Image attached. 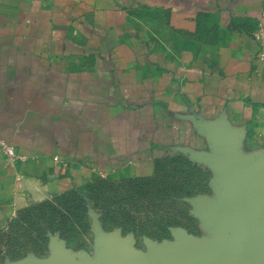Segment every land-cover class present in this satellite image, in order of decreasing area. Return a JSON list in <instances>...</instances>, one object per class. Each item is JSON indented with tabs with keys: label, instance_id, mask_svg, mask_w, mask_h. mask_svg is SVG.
Instances as JSON below:
<instances>
[{
	"label": "crops",
	"instance_id": "crops-1",
	"mask_svg": "<svg viewBox=\"0 0 264 264\" xmlns=\"http://www.w3.org/2000/svg\"><path fill=\"white\" fill-rule=\"evenodd\" d=\"M258 32L264 0H0V136L17 154L0 157V222L166 160L203 169L210 200L228 198L227 162L264 176Z\"/></svg>",
	"mask_w": 264,
	"mask_h": 264
},
{
	"label": "rangeland",
	"instance_id": "rangeland-1",
	"mask_svg": "<svg viewBox=\"0 0 264 264\" xmlns=\"http://www.w3.org/2000/svg\"><path fill=\"white\" fill-rule=\"evenodd\" d=\"M203 172L166 160L147 177L95 178L19 208L0 222V263L115 264L116 247L125 245L141 264L184 240L199 248L235 247L249 259L253 247L264 246V232L239 216L247 203L235 187H214L227 190L226 199L198 197L211 191Z\"/></svg>",
	"mask_w": 264,
	"mask_h": 264
},
{
	"label": "water",
	"instance_id": "water-1",
	"mask_svg": "<svg viewBox=\"0 0 264 264\" xmlns=\"http://www.w3.org/2000/svg\"><path fill=\"white\" fill-rule=\"evenodd\" d=\"M226 164L229 177L224 184L235 187L239 199L247 203L239 216L251 220L260 232H264V176L260 172L238 171L229 162ZM228 214L232 216V213H225L226 216ZM116 248L115 264H135L125 250V245ZM159 253V256L141 264H264V246L253 247L249 259L239 257L235 247L218 249L206 245L205 248H199L186 240L179 247L160 249ZM23 263L32 264L27 261Z\"/></svg>",
	"mask_w": 264,
	"mask_h": 264
},
{
	"label": "built area",
	"instance_id": "built-area-1",
	"mask_svg": "<svg viewBox=\"0 0 264 264\" xmlns=\"http://www.w3.org/2000/svg\"><path fill=\"white\" fill-rule=\"evenodd\" d=\"M254 37L257 40L261 41L262 45H264V40H263V38H261V35L259 32L255 33ZM259 55L264 56V51H261ZM0 157H4V158H15V157H17L14 145L11 142L2 138L1 136H0Z\"/></svg>",
	"mask_w": 264,
	"mask_h": 264
}]
</instances>
